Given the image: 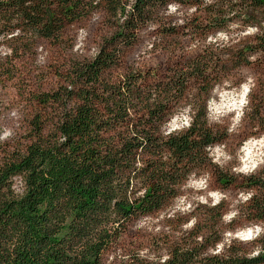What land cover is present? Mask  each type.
I'll return each instance as SVG.
<instances>
[{
    "label": "trees",
    "instance_id": "1",
    "mask_svg": "<svg viewBox=\"0 0 264 264\" xmlns=\"http://www.w3.org/2000/svg\"><path fill=\"white\" fill-rule=\"evenodd\" d=\"M179 2L196 6L195 15L185 25L166 27L160 10L167 0H135L130 10L128 0H0V36L6 37L0 47L11 49L10 57H0V82L14 76L41 42L64 45L69 27L103 12L108 28L91 59L69 60L58 69L55 88L32 94L28 142L0 165V264H109L107 257L120 250L135 222L169 206L189 172L212 167L204 145L225 143L228 134L206 126L204 102L228 75L226 61L206 52L177 60L160 74L132 66L130 57L153 25L165 40L180 38L181 31L206 39L241 22L260 31L238 44L228 63L264 67V0ZM181 102L193 105V126L162 138L159 122ZM251 124L264 131L263 90ZM13 177L22 181V195L13 194ZM240 178L217 173L226 189ZM241 180L256 195L240 216L264 221V177ZM140 191L143 196L136 195ZM202 208L197 224L169 245L165 264H264V236L250 245L232 240L213 253L222 233L236 227L220 222L224 201ZM257 245L261 254L248 259ZM111 264L153 262L132 255Z\"/></svg>",
    "mask_w": 264,
    "mask_h": 264
},
{
    "label": "rangeland",
    "instance_id": "2",
    "mask_svg": "<svg viewBox=\"0 0 264 264\" xmlns=\"http://www.w3.org/2000/svg\"><path fill=\"white\" fill-rule=\"evenodd\" d=\"M194 15L195 13L185 15L182 18L184 22L181 24L175 23L176 18L174 16L167 17V21L165 20L164 23H166V27H168L169 24L182 26L188 23ZM104 21L105 16L103 12H99L91 18L69 27L65 34V43L60 47L41 42L33 56L19 63L16 70L17 72H15L16 74L14 76L0 82V129L7 127L14 131L13 136L9 137L7 140L0 141V165L4 160L21 150L28 142L29 125L34 113V106L31 103L32 94L49 91L55 88L59 82L57 71L59 68L63 69L69 60L91 59L94 56L102 37L108 33V28L104 25ZM238 23L241 25V28L237 29L236 32H239L246 26L245 23ZM155 29V27L151 26L142 33L140 41L130 57V64L143 70L154 69L161 74L177 60L187 61L200 54L213 52L219 59L227 63L226 66L229 72L223 79L231 78L233 84H238L242 79L251 76L255 85L250 95L249 110L246 111L240 129L233 134L227 133L228 139L225 143L228 145L229 150H231L240 140L253 134V127L251 124L252 108L257 105L261 92L262 90L264 91V67H259L257 64L247 67H236L233 63H228V60L230 58V53L238 48V44L248 38L254 37L257 33L243 38H238L235 33H233L234 39L230 40L227 44L212 45L205 43L206 39H199L196 37V34L192 31L186 32V34H183L181 31L180 38L165 40L159 35V31H155ZM222 30L228 31L227 26ZM218 31L221 30H216L212 34ZM180 45H182L180 50L175 52V47H179ZM10 55L0 54V57L6 59L10 57ZM198 89L199 87L194 86L193 93H198ZM13 111L16 112V116L11 115ZM213 126L226 130L227 123ZM231 163H234V161L225 165L223 170L212 164V167L208 170L211 176L209 184L210 189H219L226 192V195L229 197L227 200H224L227 211L233 200H235L238 190H247L242 186V177H264V169H258L249 176L229 174ZM220 171L228 175L241 177L239 179V184L233 185L227 189L221 186L217 180V173ZM16 178L19 179L22 184L21 179L19 177ZM254 194L256 195L255 192H253V195ZM246 203L247 202L236 205L238 216L231 222L236 229L242 228L248 223L255 222L249 221L239 214ZM201 207L208 206L195 204L189 213L185 215L177 214L173 218L166 217L161 220L159 219L158 213L138 220L130 228L128 234L122 239L119 247L120 250L117 252L126 254L129 257L136 255L135 253L137 250L145 247L155 252H159L161 249L167 252L169 245L182 237L179 225L185 223L191 216L200 218L205 212ZM142 220L146 221V223L143 227L137 228L136 224ZM170 220L175 221L170 222ZM230 224L224 226L228 227ZM155 229H159V231H155ZM251 242L252 241L242 243L250 245ZM222 251L223 249L220 252ZM213 253L219 254L215 251ZM113 254L114 252L107 257V263H109V257L113 256ZM114 261L117 262L118 259L114 257L111 262Z\"/></svg>",
    "mask_w": 264,
    "mask_h": 264
},
{
    "label": "clouds",
    "instance_id": "3",
    "mask_svg": "<svg viewBox=\"0 0 264 264\" xmlns=\"http://www.w3.org/2000/svg\"><path fill=\"white\" fill-rule=\"evenodd\" d=\"M135 0H128L126 10H130ZM196 12V6L184 7L179 0H167L165 6L160 10L162 17H175V23L181 24L185 15H191ZM119 11L117 16H119ZM235 15V13H230ZM156 25H153L155 27ZM228 31H218L214 34H209L206 37L205 43L212 45L227 44L233 40V33L236 37L243 38L254 35L260 31L255 25H246L242 30L236 32L241 28L238 22L230 23ZM19 35L18 32L11 33V36ZM6 37L0 36V40ZM10 38V37H8ZM0 54L10 55L11 49L7 47H0ZM42 59V57H41ZM254 81L251 76L242 79L238 84H233L231 78H226L219 83L214 84L207 94L204 102V120L206 126L224 125L227 123L226 132L233 134L238 132L241 127L246 111L249 110L250 95L254 88ZM16 116V112L11 113ZM196 112L191 103H184L177 105L170 109L165 114L164 119L159 122L157 126V134L162 138H167L175 133L191 129L193 126V118ZM252 133L229 150L228 145L224 142L212 143L204 145L203 151L211 164L216 165L221 170L225 165L231 163L229 174L249 176L255 173L258 169H264V131L259 129V126L252 129ZM14 135L11 128L0 129V141L7 140ZM15 183L11 185V190L15 195H22L24 188L19 179L13 177ZM211 176L208 171L193 170L189 172L183 183L179 185V193L172 198L171 203L165 209L159 212V219L173 218L177 214L185 215L189 213L195 204L206 205L214 208L222 201L229 197L226 192L219 189H210ZM137 196H143L144 192H137ZM253 192L251 190H238L235 200L229 206V210L223 213L220 217V222L224 225L230 224L237 216V204H243L251 199ZM146 221H140L136 224L137 228L144 226ZM197 224V217L191 216L185 223L179 225L181 232L192 229ZM159 231V229H155ZM179 234V233H177ZM264 236V221L251 222L242 228L234 231L226 230L222 233L220 241L216 242L215 252L219 253L224 246L230 245L232 240H239L241 242H249L259 239ZM203 235L197 236L198 241L203 240ZM213 249L210 247L209 252ZM262 249L257 245L253 251L247 254L248 259H254L259 256ZM136 256L139 259H146L153 262V264H165L170 259V256L164 249L159 252L151 251L149 248H141L136 251ZM118 261H128L129 256L126 254L114 253L109 257V264L113 258Z\"/></svg>",
    "mask_w": 264,
    "mask_h": 264
}]
</instances>
